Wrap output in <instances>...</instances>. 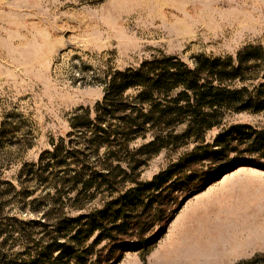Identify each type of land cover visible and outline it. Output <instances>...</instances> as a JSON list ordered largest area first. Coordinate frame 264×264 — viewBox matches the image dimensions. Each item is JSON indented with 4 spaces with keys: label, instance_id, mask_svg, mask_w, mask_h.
<instances>
[{
    "label": "rangeland",
    "instance_id": "374dc122",
    "mask_svg": "<svg viewBox=\"0 0 264 264\" xmlns=\"http://www.w3.org/2000/svg\"><path fill=\"white\" fill-rule=\"evenodd\" d=\"M247 45L264 47V0H0V245L6 256L16 257L30 234L40 237L34 221L44 212H69V202L82 192L65 182L74 168L64 156L81 145L70 122L77 113L92 116L109 72L163 54L193 64L197 56L234 55ZM233 123L264 129V112L226 111L204 141L211 143ZM59 143L57 157L49 160L45 151ZM195 144L160 150L140 169V179H150ZM209 185L183 202L166 227L168 237L164 233L144 257L124 251L117 264H148L166 251L179 264H244L257 254L228 261L223 245L184 239L168 252L173 219L194 210L196 195ZM78 196L89 210L112 197Z\"/></svg>",
    "mask_w": 264,
    "mask_h": 264
},
{
    "label": "trees",
    "instance_id": "16d2710c",
    "mask_svg": "<svg viewBox=\"0 0 264 264\" xmlns=\"http://www.w3.org/2000/svg\"><path fill=\"white\" fill-rule=\"evenodd\" d=\"M226 111L264 112L262 45L244 46L234 55H200L193 64L163 54L109 72L92 116L77 113L70 122L81 140L64 156L74 168L65 182L82 191L68 204L75 213L62 207L56 216L53 209L44 212L34 221L40 237L28 234L12 259L0 245V264H117L127 250L144 257L192 191L240 166L264 170V129L233 123L211 143L204 141ZM137 140L142 143L131 147ZM188 141L196 142L188 152L150 179H140L150 157ZM61 146L45 151L49 160ZM99 192L112 197L86 209L78 195ZM244 264H264V253Z\"/></svg>",
    "mask_w": 264,
    "mask_h": 264
},
{
    "label": "crops",
    "instance_id": "0c3cea01",
    "mask_svg": "<svg viewBox=\"0 0 264 264\" xmlns=\"http://www.w3.org/2000/svg\"><path fill=\"white\" fill-rule=\"evenodd\" d=\"M195 205L194 210L177 214L170 224L176 228L172 240L164 244L171 247L168 252L174 251L178 239L191 240V245H223L228 261L264 251L263 170L240 167L224 174L196 195ZM166 252L148 264H179Z\"/></svg>",
    "mask_w": 264,
    "mask_h": 264
}]
</instances>
